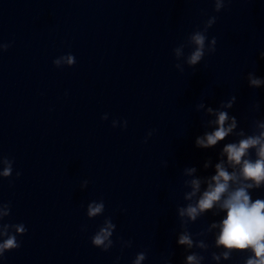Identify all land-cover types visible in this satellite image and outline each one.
<instances>
[{"label": "water", "instance_id": "95a60500", "mask_svg": "<svg viewBox=\"0 0 264 264\" xmlns=\"http://www.w3.org/2000/svg\"><path fill=\"white\" fill-rule=\"evenodd\" d=\"M212 16L215 53L179 71L174 49ZM261 51L264 0H231L220 12L214 0H0V155L14 161L12 176L0 178V202L11 205L3 223L27 229L0 264H133L140 252L142 264H186L192 251L216 264L211 252L223 249L214 234H197L225 213L189 222L209 251L177 244L178 208L191 191L183 170L214 174L224 144L236 139L197 148L196 137L212 130L199 103L219 108L235 95L229 115L249 134L264 119V88L247 81L249 72L264 78ZM67 54L75 65L56 67ZM250 191L264 199V189ZM101 199L104 213L89 218L88 204ZM107 218L116 229L105 252L92 237ZM247 255L233 252L220 264H244Z\"/></svg>", "mask_w": 264, "mask_h": 264}, {"label": "clouds", "instance_id": "9594fccd", "mask_svg": "<svg viewBox=\"0 0 264 264\" xmlns=\"http://www.w3.org/2000/svg\"><path fill=\"white\" fill-rule=\"evenodd\" d=\"M231 0H214L215 11L220 12L225 8L226 3ZM216 17H210L203 30H196L188 37L187 45H180L174 49V54L178 63L175 67L183 72L184 63L195 68L204 59L206 54H213L216 51L217 39L212 37L208 40L207 32L216 23ZM207 42V43H206ZM11 45H3V51H6ZM192 47V51L185 55L184 48ZM183 57V63H180ZM260 58L264 59V51L260 52ZM65 63L71 67L75 65L76 59L72 54L60 56L53 63L56 67H61ZM248 85L251 88H264V78L257 77L254 72L247 74ZM236 96L233 95L227 101L221 102L219 108L207 106L204 102L197 105V111L203 112L205 116L212 117L208 119L204 126L212 129L205 131L203 135L197 136L195 144L200 149H210L223 142L229 136L236 139L233 142L224 144L219 152V162L214 164V174L210 176H195L196 167H186L183 173L186 177L184 185L191 191L184 193V199L188 202L186 206L178 208V215L181 220L183 231L178 234L177 244L186 246V251L194 248L209 251L210 246L204 239H194L193 233L188 229V225L194 223L198 218L212 212L214 216L225 213L218 222H212L206 229L197 234L205 236L214 234V247L223 249V251L211 252V257L216 264L221 260L232 258L233 252L248 253L244 258V264H264V199L257 198L253 200L251 191L264 189V119L253 121L252 132L249 134L244 129L238 130V120L235 116L229 115L228 110L232 109L236 103ZM254 111H259L260 104L255 103ZM102 119L107 120L105 114ZM113 127L118 126V121H113ZM123 126L127 127V121ZM152 131L148 133L151 137ZM147 143V139L145 140ZM0 163L5 167L0 172V178H9L13 173L14 161L0 155ZM204 169L213 168L211 158L203 164ZM20 172L16 173L19 177ZM88 181H84L81 188H87ZM7 209L0 216V258L8 251L20 247L17 235H24L27 232L23 224L3 223L4 217L11 214L10 203H3ZM105 211L104 201H92L87 206V216L95 218ZM9 229H15L10 232ZM116 225L111 218L105 219L103 225L92 237V244L109 251L114 244L112 239ZM122 247H131L132 241H121ZM119 259V258H117ZM147 259L146 252H140L136 255L133 264H142ZM205 257L199 252L192 251L186 255V264H202Z\"/></svg>", "mask_w": 264, "mask_h": 264}]
</instances>
